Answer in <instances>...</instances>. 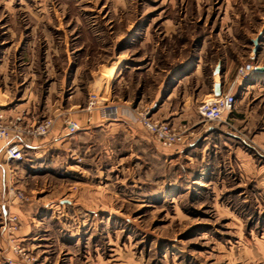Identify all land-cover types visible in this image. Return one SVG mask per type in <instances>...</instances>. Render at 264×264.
<instances>
[{"label": "rangeland", "instance_id": "rangeland-1", "mask_svg": "<svg viewBox=\"0 0 264 264\" xmlns=\"http://www.w3.org/2000/svg\"><path fill=\"white\" fill-rule=\"evenodd\" d=\"M217 60L228 70L218 79L234 83L229 125L196 111ZM260 66L264 0H0L7 116L57 122L55 108L96 92L119 113L190 117L176 116L185 144H155L124 163L132 170L99 173L76 157L65 179L25 178L24 156L6 181L0 170V264H264Z\"/></svg>", "mask_w": 264, "mask_h": 264}, {"label": "crops", "instance_id": "crops-1", "mask_svg": "<svg viewBox=\"0 0 264 264\" xmlns=\"http://www.w3.org/2000/svg\"><path fill=\"white\" fill-rule=\"evenodd\" d=\"M227 74L228 70L226 69L224 71L222 69L221 75L224 77L223 80L226 79ZM222 82L223 87L225 84L224 81ZM5 91L6 90L0 95V111L3 112L7 118H12L18 114L14 113L7 116L6 110L2 108L7 104ZM211 91L212 83L209 88L210 93L205 95L202 94V96L195 97V99L199 100V98H203L201 99V101H203L211 96ZM89 93L90 92H88V95ZM170 97L171 95L168 99H170ZM87 103L88 98L83 107L72 105L69 109L55 108L53 110V115L57 117V122L50 134L46 137L40 139H18V141L23 144L24 160L20 164L23 166L21 171L25 178L54 177L59 179L63 173H59V171L63 170L67 174L73 173V167L76 165H73L71 161L73 162V159L76 157H81L82 164L84 163L87 169L91 170L92 168H96L99 173L103 172L102 170L106 167L107 162L110 163V169H125L127 171L128 169L132 170L137 162L129 166H124V163L129 162V160H138L140 152L150 151L152 154L154 152L155 154L159 153L152 137L147 132V135L144 132L145 136L139 132L138 127L140 126L132 120V113L128 111L127 106L121 107L122 109L116 120H105L96 110H86ZM234 110L231 115H233ZM196 111L200 116L198 109H196ZM171 114L173 115L174 113ZM186 114L187 113H184L183 110L181 113L171 116L168 123L175 126L176 119L180 117H182L180 121H188L185 119H189L190 117L186 116ZM68 115L72 116L80 127L79 130L72 135L68 134L62 125V120ZM177 115L179 118L176 117ZM25 121L28 123L29 120ZM149 142L152 144L151 147L148 146ZM11 164H13V162L6 161L2 144H0V170L4 173L3 177L5 181L7 178L12 177ZM33 170L39 171V173H37L38 175H31L28 173ZM131 179V181L134 180L133 178ZM59 203H61V201H59Z\"/></svg>", "mask_w": 264, "mask_h": 264}, {"label": "built area", "instance_id": "built-area-1", "mask_svg": "<svg viewBox=\"0 0 264 264\" xmlns=\"http://www.w3.org/2000/svg\"><path fill=\"white\" fill-rule=\"evenodd\" d=\"M241 72V69H240ZM234 83L223 86L221 95L209 98L200 102L198 112L201 121L206 124L229 125V115L232 114L236 106L234 97ZM108 100V99H107ZM86 110H96L105 120H116L119 116L118 107L112 102L100 100L96 92H90ZM132 120L147 132L161 149H169L176 145H183L189 140V133L185 127H176L168 122L151 119L146 113H135L131 115ZM56 124L55 117H46L40 120H32L30 124L16 115L7 118L0 111V144H2L4 157L8 162L21 161L23 154V144L18 139H38L44 138L50 134ZM63 127L68 134L72 135L79 130L78 123L70 116L62 120ZM19 201L24 200V194L13 188L10 190ZM7 223L15 227L18 222L14 214L7 216ZM11 264H23L20 262H11Z\"/></svg>", "mask_w": 264, "mask_h": 264}, {"label": "water", "instance_id": "water-1", "mask_svg": "<svg viewBox=\"0 0 264 264\" xmlns=\"http://www.w3.org/2000/svg\"><path fill=\"white\" fill-rule=\"evenodd\" d=\"M252 43H253V46L256 48L257 39H254ZM253 70L258 73H264V66L254 67ZM221 73H222L221 63H220V60H217L216 64L214 65L211 71V79H212V91L211 92L214 97H219L221 95L222 82L219 79L216 80V78H218L221 75Z\"/></svg>", "mask_w": 264, "mask_h": 264}, {"label": "bare ground", "instance_id": "bare-ground-1", "mask_svg": "<svg viewBox=\"0 0 264 264\" xmlns=\"http://www.w3.org/2000/svg\"><path fill=\"white\" fill-rule=\"evenodd\" d=\"M216 80H218V79L216 78Z\"/></svg>", "mask_w": 264, "mask_h": 264}]
</instances>
